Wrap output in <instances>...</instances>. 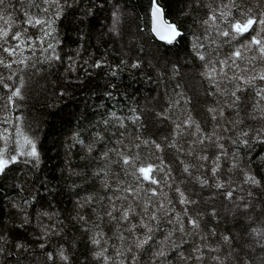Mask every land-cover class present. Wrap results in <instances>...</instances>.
Here are the masks:
<instances>
[{"label": "snow or ice", "instance_id": "obj_1", "mask_svg": "<svg viewBox=\"0 0 264 264\" xmlns=\"http://www.w3.org/2000/svg\"><path fill=\"white\" fill-rule=\"evenodd\" d=\"M138 3L0 0V264H264V0ZM93 83L45 171L28 101Z\"/></svg>", "mask_w": 264, "mask_h": 264}, {"label": "trees", "instance_id": "obj_2", "mask_svg": "<svg viewBox=\"0 0 264 264\" xmlns=\"http://www.w3.org/2000/svg\"><path fill=\"white\" fill-rule=\"evenodd\" d=\"M11 2L15 4L17 0H11ZM161 3L169 16L177 23L185 27L192 24L191 16L180 15L182 6L187 5V0H161ZM128 4L129 7L136 6L139 8L138 0H128ZM192 11L198 12L203 16L207 9L195 8L193 6ZM91 27L94 30L99 25L93 23ZM192 27H195V25L192 24ZM183 44L184 42L181 41L180 47L176 51V54L179 56L184 55L182 51ZM85 45L87 46V41H85ZM146 71L151 75L150 69H146ZM123 75L124 84L131 85L127 87L128 95L133 97L140 105L160 108L164 104L163 90L151 80L139 75L135 79L128 77L127 73ZM91 87H95V83L91 85L85 84L83 91H75L70 97L65 96L59 103L55 104V107L47 106L52 102L51 100H46V96L50 94V90L45 95H40L38 92L35 99L28 101L27 112L30 120L33 122V128H36L38 125V138L41 142L39 146L42 149L43 169L45 171L53 167H56L57 174L60 171L58 165L62 162L64 156L63 142L70 135L71 130L77 123L76 119L70 118V114L77 113L78 111L82 112L86 103L88 105H94L98 102L96 97L89 98V90ZM200 103L203 104L204 100L200 99ZM92 110L94 109H89V111ZM199 111L202 112L203 109L200 108ZM169 128L170 125L167 121H164L162 124L153 123L149 125V132L158 136L159 134H167ZM165 158H170L167 152L165 153ZM65 199L66 203L62 207H71V201L67 197Z\"/></svg>", "mask_w": 264, "mask_h": 264}]
</instances>
